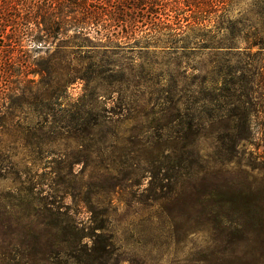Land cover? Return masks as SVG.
Returning <instances> with one entry per match:
<instances>
[{
	"label": "rangeland",
	"instance_id": "1",
	"mask_svg": "<svg viewBox=\"0 0 264 264\" xmlns=\"http://www.w3.org/2000/svg\"><path fill=\"white\" fill-rule=\"evenodd\" d=\"M102 35L103 30L93 32L89 43L70 56L71 69L81 68L80 78L71 83L72 74L65 73L40 78L17 72L5 78L2 59L9 61L17 47L4 35L0 38V52H5L0 53V253H27L32 236L58 232L53 228L57 219L78 224L88 235L87 247L103 237V264L221 258L230 249L222 237L203 229L177 235L160 215L155 199L160 191L153 188L169 182L162 170L153 173L149 160L156 153L142 149L140 142L180 135L177 121L160 129L178 109L183 120L190 114L207 123L198 145L210 187H264V51L215 58L201 42L186 50L144 49L106 44ZM27 37L22 52L46 66L55 44L49 40L35 52ZM217 61L252 72L251 103L259 111L244 155L232 164H226L231 156L217 146L209 124L217 111L197 102L203 77H212ZM59 84L65 89L57 90Z\"/></svg>",
	"mask_w": 264,
	"mask_h": 264
},
{
	"label": "trees",
	"instance_id": "2",
	"mask_svg": "<svg viewBox=\"0 0 264 264\" xmlns=\"http://www.w3.org/2000/svg\"><path fill=\"white\" fill-rule=\"evenodd\" d=\"M100 28L105 43L116 41V47L186 50L201 42L215 58L250 57L243 53L257 48L255 56L264 51V0H0V38L4 35L17 47L15 55L7 56L9 61L2 59L1 72L8 79L17 72L40 78L65 73L72 74L69 82H74L81 68L71 69L67 62ZM24 35L36 45L35 52L43 51L42 44L49 40L50 46L55 44L46 66L22 52ZM211 73L212 77H203L197 102L217 111L210 115L209 124L217 146L231 156L226 164H232L244 155L253 135L252 118L259 112L251 103L252 72L217 61ZM57 88L61 91L65 86ZM175 110L160 129L177 121L180 135L167 136L171 142H160L161 135L156 141L140 142L142 149L156 153L149 160L153 173L162 170L169 182L167 187L153 188L156 194L160 191L155 197L160 215L177 235L203 229L222 237L230 248L221 258L209 255L189 264H264V187H210V171L198 145L207 123L200 118L196 122L190 114L183 120ZM53 228L58 232L50 237L32 236L27 253H0V264H103V237L87 247L88 235L78 224L63 225L54 219Z\"/></svg>",
	"mask_w": 264,
	"mask_h": 264
}]
</instances>
